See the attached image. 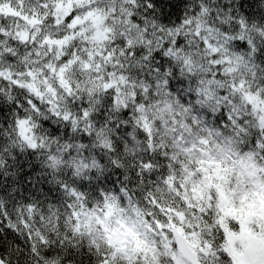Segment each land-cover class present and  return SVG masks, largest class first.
<instances>
[{
  "label": "snow or ice",
  "instance_id": "obj_1",
  "mask_svg": "<svg viewBox=\"0 0 264 264\" xmlns=\"http://www.w3.org/2000/svg\"><path fill=\"white\" fill-rule=\"evenodd\" d=\"M0 264H264V0H0Z\"/></svg>",
  "mask_w": 264,
  "mask_h": 264
}]
</instances>
